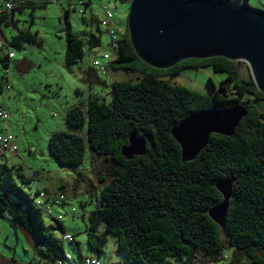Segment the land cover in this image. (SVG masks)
Here are the masks:
<instances>
[{
	"label": "trees",
	"instance_id": "1",
	"mask_svg": "<svg viewBox=\"0 0 264 264\" xmlns=\"http://www.w3.org/2000/svg\"><path fill=\"white\" fill-rule=\"evenodd\" d=\"M12 1L15 7L0 13V32L6 39L0 49H7L0 55V64L5 69L10 67L13 47H22L25 41L39 43L36 33L19 28L14 11L47 3ZM66 1L65 14H69L73 2L83 5L79 11L84 13L93 0ZM101 19L83 17L87 26L83 34L66 27L68 64L81 60L85 47L101 44ZM3 24L18 28V32L8 39ZM242 63L222 56L192 57L167 68H155L137 55L125 22L119 31L117 56L105 71L124 69L138 75L112 81L109 101L94 97L85 106L75 104L67 110L70 124L87 122L88 145L96 153V175L103 182L100 203L90 211L86 229L95 253L103 252L113 236L127 257L120 264H195L197 255L211 257L218 264L228 246L227 264H264V92L251 73H242ZM202 66L227 73L219 85L211 80L212 95L169 79L185 67ZM92 70H99L94 62ZM4 89L5 81L0 77V94ZM233 104L248 108L234 134L212 132L198 155L184 161L172 126L195 110ZM133 130L146 137L148 146L143 155L126 158L121 148ZM49 149L62 165H78L85 158V138L75 131L56 129L50 133ZM100 160L106 163L105 168L100 167ZM220 178L233 180L224 226L208 213L223 199L215 185ZM30 180L22 165L0 161V216L34 237L37 255L29 262L14 258L12 264H66V260L74 264L66 241L75 244L82 264H86L74 234L72 240L64 239V215L48 205V190L43 186L34 192L28 190L25 183ZM41 192L45 193L43 201ZM45 214L54 222H47ZM58 229L63 231L61 235Z\"/></svg>",
	"mask_w": 264,
	"mask_h": 264
},
{
	"label": "rangeland",
	"instance_id": "2",
	"mask_svg": "<svg viewBox=\"0 0 264 264\" xmlns=\"http://www.w3.org/2000/svg\"><path fill=\"white\" fill-rule=\"evenodd\" d=\"M131 2L93 0L84 13L79 11L83 5L73 2L69 14H65L66 0H47L43 7L16 9L14 13L19 28L36 33L39 43L25 41L22 47H13L15 57L11 59L9 69L0 64V77L5 81L0 104L9 110L8 119H0V134H4L6 129L11 131L19 146L16 151L7 149L0 153V161L23 166V172L31 178L30 182L25 183L28 190L34 192L37 186L48 190V205L55 212L63 213L66 229L79 242L82 255L98 257L102 264H120L127 257L119 250L113 236H109L104 251L99 254L92 250L88 241L86 229L90 222L89 213L100 203L103 182L96 175V153L88 145V124H70L67 110L75 104L85 106L94 97L109 101L112 81L133 78L138 73L114 68L105 72L92 70L94 58L101 59L111 48V35L104 25L101 24V44L91 49L85 47L84 57L73 64L66 62L65 33L70 25L73 31L83 34L87 28L83 17L94 15L103 18L105 11L102 3H106L122 19L119 26V31H122ZM248 3L264 9V0H248ZM2 28L8 39L18 32V28L5 24ZM6 52V48L0 49V55ZM240 68L243 74L250 73L245 61ZM226 76V72L216 71L212 66H202L185 67L169 79L212 95L214 88L211 80L219 85ZM56 129L75 131L84 136L86 152L83 162L62 165L50 152L49 136ZM100 161V167L105 168L106 163ZM55 199L60 202H55ZM45 219L54 222L47 214ZM57 233L61 235L63 231L58 229ZM65 246L74 264H82L75 244L66 241ZM230 253L231 247L228 246L218 264H227ZM14 258L19 262L36 260L34 237L25 228L14 227L7 218L0 216V264H12ZM194 262L215 264L211 257L200 255L195 257ZM66 264H69V260H66Z\"/></svg>",
	"mask_w": 264,
	"mask_h": 264
},
{
	"label": "water",
	"instance_id": "3",
	"mask_svg": "<svg viewBox=\"0 0 264 264\" xmlns=\"http://www.w3.org/2000/svg\"><path fill=\"white\" fill-rule=\"evenodd\" d=\"M127 26L137 55L155 68H167L192 57L241 60L264 92V9L246 0H132ZM247 114V106L233 104L198 109L182 118L171 128L182 159L195 158L212 132L234 134ZM147 146L146 137L133 130L121 153L132 158L143 155ZM215 185L223 199L208 213L224 226L233 180L220 178Z\"/></svg>",
	"mask_w": 264,
	"mask_h": 264
},
{
	"label": "built area",
	"instance_id": "4",
	"mask_svg": "<svg viewBox=\"0 0 264 264\" xmlns=\"http://www.w3.org/2000/svg\"><path fill=\"white\" fill-rule=\"evenodd\" d=\"M15 7V1L12 0H0V12L4 10H10ZM102 8L105 11L103 18L101 19L102 25L106 27L108 32L111 35L110 41V51L105 52L101 59L95 58L94 65L104 72L112 60H114L117 56V40L119 38V26L122 25L119 17L115 15V12L109 8L107 4H102ZM6 44V39L4 35L0 32V46ZM9 56L14 57L15 52L9 51ZM9 117V110L5 108L3 105H0V118L7 120ZM7 149H11L13 151L18 150V144L16 142V136L9 130H5L4 134H0V151L3 152ZM41 200L43 201L45 198V193L41 192ZM59 219L63 218L62 214L58 215ZM64 239L72 240L73 236L70 232H65L63 235ZM67 257L71 258L70 254L67 253ZM86 264H102L98 257L86 256L84 258Z\"/></svg>",
	"mask_w": 264,
	"mask_h": 264
},
{
	"label": "crops",
	"instance_id": "5",
	"mask_svg": "<svg viewBox=\"0 0 264 264\" xmlns=\"http://www.w3.org/2000/svg\"><path fill=\"white\" fill-rule=\"evenodd\" d=\"M120 20H121V22H122V19L121 18H119ZM15 57V56H14Z\"/></svg>",
	"mask_w": 264,
	"mask_h": 264
},
{
	"label": "bare ground",
	"instance_id": "6",
	"mask_svg": "<svg viewBox=\"0 0 264 264\" xmlns=\"http://www.w3.org/2000/svg\"><path fill=\"white\" fill-rule=\"evenodd\" d=\"M1 13V12H0Z\"/></svg>",
	"mask_w": 264,
	"mask_h": 264
}]
</instances>
